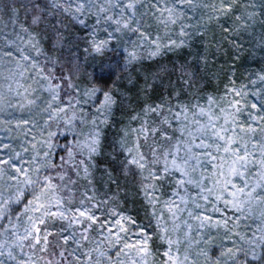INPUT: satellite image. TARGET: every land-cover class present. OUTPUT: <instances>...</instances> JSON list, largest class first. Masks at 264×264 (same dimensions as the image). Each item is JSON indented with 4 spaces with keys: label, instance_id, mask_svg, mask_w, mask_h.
Listing matches in <instances>:
<instances>
[{
    "label": "rangeland",
    "instance_id": "1",
    "mask_svg": "<svg viewBox=\"0 0 264 264\" xmlns=\"http://www.w3.org/2000/svg\"><path fill=\"white\" fill-rule=\"evenodd\" d=\"M55 2L65 8L69 6L68 0ZM128 2L96 0L114 18H120V8ZM52 5L53 0H47L44 7L51 10ZM167 9H173L171 17ZM97 12L98 7H93L81 17L87 24L85 28L62 10L64 28L71 35L79 34L81 42L75 51L86 65L98 67L101 61H118L116 75L99 85L85 70L76 84L77 97L63 100L56 87L60 84L47 74L42 64L46 40L40 28L33 20L25 23L16 13L0 9V158L11 157L16 164L25 162L23 167L30 166L29 174L34 180L37 173L31 168L38 166L40 179L50 176L55 185L41 195L39 186L17 183L10 179L16 175L15 170L5 168L0 174V205L8 203L0 216V244L7 241L14 246L13 231L22 235L36 221L38 227L52 233L47 253L55 248L53 264L62 260L60 251L67 255L74 249L78 256L82 252L91 253L93 261L98 259L99 264H211L223 249L247 247L254 233L264 235L259 231L264 229L261 218L264 206L255 201L244 203L245 210L238 212L226 201L233 200L230 195L233 192L237 202L246 201L247 197L238 192L245 182L250 187L264 184L260 175L264 169L259 164L264 158L259 147V124L264 121L254 123L250 119L264 115L251 108L252 103L259 107L264 101V0H192V4L180 0H140L131 27H138L147 40L127 29L116 33L115 24L97 26ZM130 15L125 10L123 19ZM105 28L114 34L109 49L116 51H106L104 59L98 62L99 56L85 49H90L94 29L96 40L108 39ZM156 45L159 53L151 56ZM133 51L138 59L127 64L125 57ZM162 56L193 66L199 82L191 84L183 79L180 83L171 79L168 94L155 92L151 65ZM151 82L153 86H149ZM93 87L110 91L115 103L102 108V92L92 94ZM149 91L153 93L149 95ZM237 106L241 108L239 113L235 110ZM153 108L157 110L152 111ZM250 124L257 129L255 136L246 132ZM241 128L245 131L241 132ZM96 133L99 144L97 151L91 152L90 144ZM215 133L225 140L232 137L233 143L225 145ZM201 140L210 147H195ZM245 144L253 153L249 157L251 162L246 169H240L243 176L234 175L231 168L235 157L225 153L224 148L236 150ZM253 144H257L255 149ZM114 149L121 155L123 168L133 166L139 171L137 177L127 178L128 192L99 195L95 183L87 185L82 181L81 196L71 200L69 195L74 197V193L65 195L63 179L49 168L67 150L71 167L76 168L81 178L91 180L99 168L96 159L113 155ZM206 152L211 156L205 155ZM141 155L143 168L127 163ZM174 156L187 175L173 165ZM23 179L21 176L20 180ZM105 179L104 185L108 187ZM226 181H230L227 188ZM113 187L120 188L117 181H113ZM19 191L23 195L17 201ZM256 191L262 193L264 189L258 187ZM37 195L39 200L35 199ZM29 201L33 204L29 205ZM49 208L52 212L63 211L69 217L75 215L83 223L69 228L68 220L44 216ZM77 209H88L95 221L79 217ZM42 216L45 223L39 224ZM73 232L75 240L64 245L62 237ZM82 234L87 240L82 239ZM146 237L145 252L140 249ZM76 241L82 248H77ZM47 253L13 247L17 261H28L31 257L34 264H47L46 259H51ZM69 258L76 264L74 257ZM0 259L5 264H16L6 255Z\"/></svg>",
    "mask_w": 264,
    "mask_h": 264
},
{
    "label": "snow or ice",
    "instance_id": "2",
    "mask_svg": "<svg viewBox=\"0 0 264 264\" xmlns=\"http://www.w3.org/2000/svg\"><path fill=\"white\" fill-rule=\"evenodd\" d=\"M140 0H130V2L126 3L123 5V7L120 8V18H114L113 16L107 15L106 12L107 10L103 6H99L96 3V0H68V7H63V5L56 3L55 0H53V7L56 8H61L64 13L72 15L73 20L78 22L79 24L83 25L85 28H87V24L85 23V20L82 19L86 13L90 12L93 7H98V12L96 14V20L95 24L97 26L101 25L102 23L105 25H111L115 24L116 27L114 29V32L119 33L122 32L123 30L127 29L129 32L132 33H139L140 36L147 40L148 37L140 32V29L133 28L131 27L133 20H134V15H135V9L137 6V3H139ZM182 3H188L192 4V0H180ZM11 4L13 5L12 11L13 13L16 12V8L14 7L15 5V0H11ZM30 4V10L33 11L36 15L34 16L33 22L35 23L36 20H38L39 14L44 11V8L41 7L39 0H29ZM73 4L75 5L73 8ZM23 7H28V5H21ZM5 7L4 0H0V9ZM125 10H128L131 15L128 17V19L124 20V12ZM169 12V16L171 17V14L173 12V9H167ZM175 22V21H172ZM67 27V26H65ZM105 31L107 32L108 39H103V40H96L95 37V29L91 33V36L93 37L89 43H90V49H85V51H89L91 53H94L96 55L103 56L106 51H116L115 48L109 49V43L111 42L112 39H114V34L113 32H108L107 28H105ZM155 43V42H153ZM159 45H156V51L150 53L151 56H155L159 53ZM24 59H28L27 57H24ZM127 64H131L133 61H136L138 59L136 53L129 52L127 56L125 57ZM36 65L33 64V67ZM119 67V62H113V63H104L101 61L98 65V67L95 69L94 74H93V80L95 83L99 85H104L110 80L113 76L116 75V70ZM264 79V77H262ZM71 87V84H69ZM57 88L59 85L56 86ZM92 94H95L96 92H102L103 95V103L101 107H110L111 104L115 103L113 100L110 91H103L102 87H93L91 90ZM58 95V93L56 94ZM56 95L53 96V99H56ZM236 95H240L239 92L236 93ZM236 105H239V101H236ZM235 106V105H234ZM159 106H157L158 108ZM251 108L257 110L258 112H264V101H261L260 106L256 103L251 104ZM152 111H156V108L151 109ZM235 110L237 113L241 111L240 107H235ZM250 119L254 123H259L260 121H264V115H260L259 117L257 116H251ZM24 123H27L25 121ZM235 120H233V124H235ZM260 128V134H261V141L259 142V147L261 150V156L264 157V123L259 124ZM222 131H227V129H222ZM235 131V129H233ZM241 132H244L245 129L241 128ZM257 129L253 127L251 124L248 126L246 132L252 134L255 136ZM215 135L218 137L219 140L224 141L225 145L230 146L233 143V138L229 137L227 140H225V137L221 135L220 133H215ZM99 133H96L94 138L91 141L90 144V151L91 152H96L97 147L99 144ZM226 146L224 148L225 153H230L232 156L235 157V159L232 161L233 167L231 168V173L234 175H239L243 176V172L240 171V169H246L248 164L251 162L249 160V157L253 155V153H250L247 148V144L243 145L241 148H237L236 150H231L230 147ZM5 148L8 147L7 145L4 146ZM197 148H205L207 149L210 147L209 145H205L203 143V140H201L200 144L195 145ZM219 144L217 145V150H219ZM257 147V144H253V148L255 149ZM2 151V149H0ZM188 151H191V148L188 149ZM243 152V155L240 154V152ZM177 152H179V146H177ZM47 156V153H45ZM166 155H169L166 153ZM205 155L211 156L210 152H206ZM17 158H19V153H17ZM215 159V157H213ZM144 160V157L141 155L139 159L133 157L130 161H128V164H135L140 168L144 167V164L141 162ZM23 163L21 164H16L12 162V158L9 157L8 159H2L0 158V174L4 173L5 168H13L15 170L16 175L10 177V179H13L17 181V183H23L25 185H34V186H39L41 190V195H43L46 191L48 190H53L55 188V185L52 183V177L50 176H45L43 180L40 179L39 177V167L37 166L36 168H31L32 172L37 173L36 179H32L30 173V166L28 168L23 167ZM33 163H36V158H33ZM199 163V161H197ZM183 164L186 166L188 164V160L185 159L183 161ZM260 167L264 169V158H262L259 161ZM173 165L177 168V170H181L184 175H187V171L181 167V165H178L176 163V158L174 156L173 158ZM87 171V170H85ZM165 171L167 172V168H165ZM260 175L264 177V172H261ZM23 176V180H20V177ZM60 179H63L61 176ZM191 182V181H189ZM183 183V181H181ZM230 181L225 182V188H227L228 184ZM233 188H235V185H232ZM262 188L264 189V184H257L254 186H249L246 182L244 184L243 188L238 189V192L241 193L242 195L247 197L246 201H241L237 202L236 201V192L230 193V195L233 197L232 201H226V204L231 203V206L238 212H243L245 209L243 207L244 203L251 204L253 201L257 202L261 206H264V192L262 193H257L256 189L257 188ZM245 189H248V191H245ZM211 191V189H209ZM23 195V191H19L16 200L18 201L20 197ZM36 200L40 199V195H37L35 197ZM207 199V197H205ZM217 199H220V197H217ZM8 201L4 202V205H0V216L3 215L6 206H7ZM33 201H29V205H32ZM57 205H59V201L57 200ZM40 207H43V205H40ZM27 211V208L25 209ZM77 212L79 213V217H85L88 221H95V218L88 214L89 210L84 209L80 210L77 209ZM191 215V213H190ZM44 216H53L57 217L62 220H68V227L71 228L73 224H81L83 223L82 220L77 218V216L73 215L72 217H69L65 215L63 211L59 212H52L50 208L45 211ZM261 218L264 220V211L261 212ZM199 219V217H197ZM208 219V218H205ZM239 219V217H237ZM29 220L31 221L32 218L29 217ZM39 224H44L45 220L43 216L39 218ZM119 223V222H118ZM220 222H217L219 224ZM204 221H201V227H204ZM225 228L227 227V221H224ZM88 227H91V224L88 225ZM87 228L84 229V232L87 233ZM5 231H8V229H5ZM262 233H264V229H259ZM43 232V236H41V233ZM13 236L16 237V240L14 241V246L9 245L7 241L4 243L0 244V257H4L5 255L8 257L9 260L16 261V264H34L32 262L31 257H29L28 261H23V260H16V256L13 254V247H18L21 249V251L24 249V247H27L31 250H38L41 253H47L48 251V246H49V236L52 235L51 232H49L47 229H41L40 227L37 226L36 221H32L31 227L30 228H25L24 233L17 234L15 231H13ZM76 233H71L68 236H63V243L64 245H67L70 240H75ZM82 239L87 240V236L85 234H82ZM147 237L145 238L144 241V247H142L140 250L142 251H147ZM243 239V238H242ZM77 243V248H82V245L79 243V241H76ZM169 244H171V241H169ZM235 245V242H233ZM39 246V248L37 247ZM125 247H129V245H125ZM7 249V251H5ZM170 252V249H169ZM169 252H165V256H169ZM205 256L208 255L207 252L203 253ZM58 255L62 258L61 261L56 262V264H63V262H66V264H73V261L69 259V257H74L76 264H99V260L97 259L96 261H93V258L91 256V253H85L82 252L81 255H76V250L74 249L72 252L68 253L65 255V251H60ZM103 255V253H101ZM83 257H86V259H83ZM43 257H41L42 259ZM171 259V257H169ZM187 259V257H185ZM0 264H5V261L3 259H0ZM47 264H53L52 260H49ZM211 264H264V235L256 236L255 233L253 236L247 241V247L245 246H239V247H229L226 249L221 250L220 255L215 258L214 261H211Z\"/></svg>",
    "mask_w": 264,
    "mask_h": 264
},
{
    "label": "trees",
    "instance_id": "3",
    "mask_svg": "<svg viewBox=\"0 0 264 264\" xmlns=\"http://www.w3.org/2000/svg\"><path fill=\"white\" fill-rule=\"evenodd\" d=\"M45 1L47 0H39L44 11L39 14L40 18L35 22L46 40L44 41V55L41 58L42 64L47 74L53 77L56 83L60 84L59 90L61 99L68 100L71 97L76 98V84L79 78L84 74L85 70L89 72L91 78H93L97 66L93 64L86 65L83 61V57L76 53L75 50L81 42L79 34L72 33L71 35V32L64 28L65 20L62 16V10L55 9L52 6L49 8L51 10L46 9L44 7ZM4 4L5 7H3L2 10L13 13L11 0H4ZM22 4L28 5V7H23L21 6ZM14 7L16 8L15 13L20 20L25 23H27L28 20H34L36 14L30 10L29 0H15ZM52 9L54 11H52ZM98 56V62H100L104 59L105 54L103 56ZM151 66V74L154 78V82L152 81L154 83L153 90H155V92H164L165 94H168L173 79H177L178 82L187 79L191 84H194L195 81L197 83L199 82L198 79H196L194 67L181 60L162 56L153 61ZM152 82L149 86H153ZM69 84H71V87ZM188 86L190 89H193L189 84ZM152 93L153 91H149V95ZM167 140L168 139L165 138V141ZM74 151L77 153V149ZM148 156H151V154L149 153ZM96 162L99 168L98 170H95L91 180L81 178L79 173L75 171L76 168L71 167L69 163V152H67V150L63 152L62 159L53 163L49 168H51L54 173L58 174L59 177H63L61 185L65 187L63 189L64 194L69 195L70 192L74 193V197L69 195L71 200H77L81 196L84 186L82 181H85L87 185H90L91 181L92 185L95 183L94 185H96V191L99 195H103L104 192L109 194H120L122 190L127 191L126 184L129 183L127 178H134L139 175L138 169H135L133 166L123 168L124 163L121 161V155H119V152L115 149L113 155L98 158L96 159ZM65 168L68 170H65ZM108 170L111 174L107 172ZM105 176H108V180L105 179ZM104 179L108 181V187L104 185ZM113 181H117L120 188L113 187ZM52 254L55 255V248L53 247L51 248V251L46 254V256L51 258L46 259L47 261H54L55 258Z\"/></svg>",
    "mask_w": 264,
    "mask_h": 264
}]
</instances>
